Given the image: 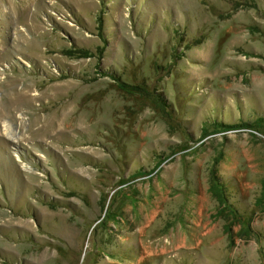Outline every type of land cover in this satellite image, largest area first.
<instances>
[{
  "label": "rangeland",
  "instance_id": "1",
  "mask_svg": "<svg viewBox=\"0 0 264 264\" xmlns=\"http://www.w3.org/2000/svg\"><path fill=\"white\" fill-rule=\"evenodd\" d=\"M0 264H264V0H0Z\"/></svg>",
  "mask_w": 264,
  "mask_h": 264
},
{
  "label": "trees",
  "instance_id": "2",
  "mask_svg": "<svg viewBox=\"0 0 264 264\" xmlns=\"http://www.w3.org/2000/svg\"><path fill=\"white\" fill-rule=\"evenodd\" d=\"M223 199V198H222ZM225 200V199H224ZM225 202H226V200H225ZM235 213V215H237V213L236 212H234Z\"/></svg>",
  "mask_w": 264,
  "mask_h": 264
}]
</instances>
